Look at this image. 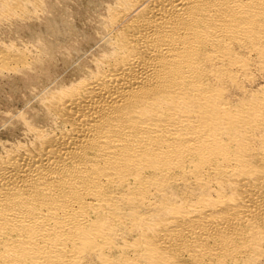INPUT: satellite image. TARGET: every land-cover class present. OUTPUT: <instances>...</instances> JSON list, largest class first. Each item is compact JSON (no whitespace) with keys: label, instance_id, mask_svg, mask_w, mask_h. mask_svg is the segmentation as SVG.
<instances>
[{"label":"bare ground","instance_id":"obj_1","mask_svg":"<svg viewBox=\"0 0 264 264\" xmlns=\"http://www.w3.org/2000/svg\"><path fill=\"white\" fill-rule=\"evenodd\" d=\"M104 6L0 140V264H264V0Z\"/></svg>","mask_w":264,"mask_h":264},{"label":"rangeland","instance_id":"obj_2","mask_svg":"<svg viewBox=\"0 0 264 264\" xmlns=\"http://www.w3.org/2000/svg\"><path fill=\"white\" fill-rule=\"evenodd\" d=\"M110 1L114 0H0V54L11 55V59L17 56L7 65L0 61V140L13 142L25 139V125L20 117L25 116L29 121L47 120L41 100L55 87L56 82L75 75L80 67H84L85 60L98 53L103 27L101 23L105 17L104 4ZM54 21L60 25H54ZM57 29L62 34L55 31ZM77 48L84 49L77 52ZM82 50L81 57L79 53ZM88 53L91 56L86 55ZM18 56L22 57L21 60ZM81 58H84L83 62L79 60Z\"/></svg>","mask_w":264,"mask_h":264}]
</instances>
